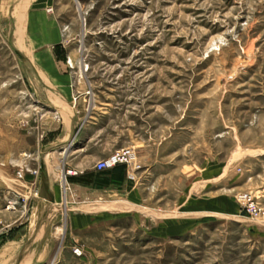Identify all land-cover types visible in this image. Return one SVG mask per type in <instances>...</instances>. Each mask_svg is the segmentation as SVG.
<instances>
[{
	"label": "rangeland",
	"instance_id": "rangeland-1",
	"mask_svg": "<svg viewBox=\"0 0 264 264\" xmlns=\"http://www.w3.org/2000/svg\"><path fill=\"white\" fill-rule=\"evenodd\" d=\"M46 117L132 149L149 209L171 213L208 170L196 197L227 199L196 223L181 211L173 236L116 223L78 262L264 264V0H0V264H47L40 248L68 227L63 204L37 209ZM242 193L257 219L240 213Z\"/></svg>",
	"mask_w": 264,
	"mask_h": 264
},
{
	"label": "crops",
	"instance_id": "crops-1",
	"mask_svg": "<svg viewBox=\"0 0 264 264\" xmlns=\"http://www.w3.org/2000/svg\"><path fill=\"white\" fill-rule=\"evenodd\" d=\"M48 108L54 109L50 103ZM46 118L48 126L43 134L46 157L42 158L39 164L41 176L38 180L37 209L44 206L52 209L57 204H63L64 209L68 211V227L62 240H48L40 248L41 259L47 257V264H81L73 254L75 248L83 252L105 250L104 247L110 245L107 236L116 223L130 222L134 228L140 230V234L173 236L180 233L181 211L195 223L196 218L204 220L209 217L213 213L212 210L221 214L227 213L226 198L220 195L214 197V200L212 196L196 197L211 183V170H208L209 173H206L207 176L202 180L204 185L200 184L199 180V184L189 188L182 201L178 197L176 207L171 213L165 215L162 209H149L143 204L142 191L129 178V168L117 166L111 171L95 170L98 161L116 150L113 145L101 147L102 145L95 141V123L82 125L75 136L72 135V124L66 127L64 123H60L56 128L59 129V134L56 135L53 119ZM26 147L25 149L30 151L27 154L30 158L37 155L38 142L35 146ZM48 157L51 159L50 163H47ZM66 170L78 171L79 174L68 177L65 176ZM145 209L150 210L149 214L144 213ZM40 233L39 230L38 237ZM15 242H7L3 249H19L18 236ZM29 256L31 261L28 259L23 264H37V261L33 262L34 256L30 254L24 255L14 263L15 255L12 257V253L3 258L2 264H22Z\"/></svg>",
	"mask_w": 264,
	"mask_h": 264
},
{
	"label": "built area",
	"instance_id": "built-area-1",
	"mask_svg": "<svg viewBox=\"0 0 264 264\" xmlns=\"http://www.w3.org/2000/svg\"><path fill=\"white\" fill-rule=\"evenodd\" d=\"M134 159V152L130 148H122L114 151L108 157L98 161L95 165V170L98 172L111 171L117 166L130 167ZM65 176L72 177L77 176V172L74 170H66ZM129 178L133 180L132 176ZM66 182V179H64ZM240 213L253 219H257L263 213L261 205L257 202V199L250 193H242L237 197ZM73 254L77 257L82 256V251L79 248L73 249Z\"/></svg>",
	"mask_w": 264,
	"mask_h": 264
},
{
	"label": "bare ground",
	"instance_id": "bare-ground-1",
	"mask_svg": "<svg viewBox=\"0 0 264 264\" xmlns=\"http://www.w3.org/2000/svg\"><path fill=\"white\" fill-rule=\"evenodd\" d=\"M63 181V180H62ZM53 260V259H52Z\"/></svg>",
	"mask_w": 264,
	"mask_h": 264
}]
</instances>
